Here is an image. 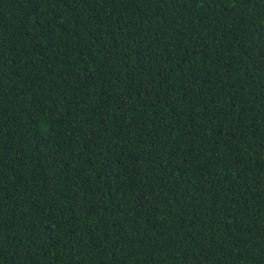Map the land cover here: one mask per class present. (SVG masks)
<instances>
[{"label": "trees", "instance_id": "obj_1", "mask_svg": "<svg viewBox=\"0 0 264 264\" xmlns=\"http://www.w3.org/2000/svg\"><path fill=\"white\" fill-rule=\"evenodd\" d=\"M0 264H264V0H0Z\"/></svg>", "mask_w": 264, "mask_h": 264}]
</instances>
